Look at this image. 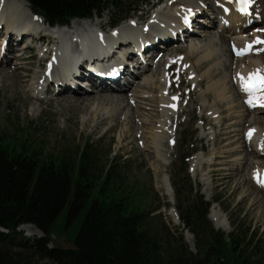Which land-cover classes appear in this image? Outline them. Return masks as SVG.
<instances>
[{
	"label": "rangeland",
	"instance_id": "obj_1",
	"mask_svg": "<svg viewBox=\"0 0 264 264\" xmlns=\"http://www.w3.org/2000/svg\"><path fill=\"white\" fill-rule=\"evenodd\" d=\"M156 1L157 0H150L144 6H142V4L138 5L137 1L131 2L127 8V10H129V8L133 9L129 16L131 17L129 20L137 22L138 18H142L147 21L153 14L152 6L154 3H156ZM167 1L168 0H162L159 8L164 9L167 5ZM166 12L168 11L166 10ZM210 13H212V9L206 6L200 15L210 16ZM116 17V14L113 15V13L105 12L101 15V17L97 18H102L106 21V23H109L110 19ZM107 28L110 30L109 26H107ZM194 29L196 31L202 30L206 32L204 34L203 32H196V34H194L195 38L186 40V44H201L204 46V48L199 51L197 56L192 60L186 59L187 54L180 56L174 55V57L171 59L169 58L168 62L174 61L176 63V66L173 70L174 77L172 79L168 80V74L166 70L168 62L162 65L160 76H152V72L156 69V62L159 59L155 60L154 62L153 59L148 62L146 61V65L150 66L148 76L152 79L151 83L156 84L157 90L155 92L152 91L153 93H147V91H145L143 95L147 94L156 96L159 101L160 117L164 116L163 118L159 119L160 117L156 118L155 112H152V114L150 113L152 115V119L151 116L146 118L151 119L148 120L151 122V124L153 122V124H155L157 127L161 126L166 128L168 137L174 141L171 155H169L171 150L167 146V139H164V143L166 140L165 145L162 142L163 140L158 143L160 149H158L159 153L157 154L162 155L161 161H155L153 155H150L151 160L149 159V152L146 150L147 148L150 149V147H148L151 145L149 142L145 141V151L142 152L141 142L139 140H147L149 135L144 134L141 131L137 132L136 134L139 137L136 143L134 139V131L130 132L131 129L129 131L126 130L123 133L125 134L124 136L122 134L121 143L118 142V135L116 133H105L107 126L101 128L100 134L91 135V130H89L87 135H85V131L80 119L85 117V115H90L93 118L94 112L99 109V104L92 108V110L88 109V107H84L85 109L82 107L83 109H81V107L79 108L76 105L71 104L70 100L57 103L54 100L55 95L53 93H51L50 96L51 101H39L36 99H30V96L26 95L25 93H20L18 88H5L4 86L3 88L0 86V90L2 89L1 91H3L4 95L3 98L0 96V138L3 140H8L12 144H15L16 147H19L24 142L25 147H28L30 152L36 150L41 151L43 159L53 158L55 161H59L63 157H74L80 146H83L88 141L93 144H98L104 149L102 151L103 153L101 154V158H99V160L102 161V168L104 169L102 173L103 177L106 174L105 168L111 165L123 169L126 167L130 168L129 170H126L128 173L126 174L125 178L113 182L114 186L112 187V191L115 192L116 190L118 193H122L124 196L129 197L131 206L150 210L156 223H159L161 220L165 221L167 227H161V231L163 232L165 238L176 245L178 242L176 241L175 237H178L181 234L184 236V232L182 231L186 228L179 219L177 213L178 211L176 212L178 224L175 223L173 216L170 214V208L173 207L176 209L175 206H177L171 179L176 183L181 182L185 177V175H183V170L186 169L187 174L190 176V182L184 183L182 191L184 192L186 190L185 195L190 196V203L196 201V199H194L196 194H199L198 196H202L204 201L211 203L208 216L209 220L210 215L211 223H213V214L220 216V221L223 222V225L227 226L228 224L230 227V230L228 227L229 231L225 232L227 234L234 229V225L236 223H240L242 229H250L251 232L256 235V239L261 245L262 257L258 262L262 264L264 263V194L259 193L256 188H252L249 182L245 184V179L247 177L251 180L252 175H250V173L253 171L256 165L248 166L242 169L238 176L235 175L237 172L236 170L234 172V176L232 177L234 179L229 184L224 183L223 178L233 172V170L239 164L238 162H234L224 172L218 171L215 168L208 169L206 166H203L202 168V165L197 172L193 170V157H200L204 162H213L217 155L223 154V149L218 147L217 142L220 140L218 135L221 131V121L224 116H215V111H218L219 109L217 102L222 103L224 108H226L230 107L233 103H243L244 101L243 97L233 88L228 92V98L226 102L220 101L219 98H215L213 95H211L212 98H209L208 100L205 98H200V95L205 92L208 85L211 86L217 80H223L224 78L227 82L230 81L232 77V86L234 85L236 88L238 86V83L235 80V73L237 71H235V67H233L234 72L230 67L225 70L222 68L223 64H229L227 61L228 53H225L224 51L225 49L229 51L232 45H220L219 39L222 30L220 28L219 21H214V24L213 21H207V23L202 26H198L197 24ZM180 31H182V29H180ZM173 33L174 36H178L177 29H174ZM237 34L241 35L244 33ZM261 35L263 34L261 33ZM184 38L186 37L184 36ZM173 43H168L165 45V47ZM177 43H179V41ZM212 44V47L215 49L216 58L209 67H220L221 75L219 79H207L212 83L208 82L206 85L202 86L200 85V82L206 78L202 76L207 72L209 67L199 72H194V70L196 69L198 63L203 60V57L207 54L208 50H210L207 49L206 51L207 46ZM34 45H36V47L34 46L35 50L28 53L32 54V58H30L28 54L24 55V59L21 61V63H30L32 73L39 77L45 71L44 61H42L41 58L47 53L45 51H39L38 44ZM160 51H165V48L156 52V57L158 56V58ZM249 55L241 57L236 56L235 58L242 59ZM256 57V55L253 56V58ZM236 63L237 62L234 59L233 64L235 65ZM14 67H16V65ZM2 68L3 67L0 65V69ZM137 70L140 69L136 68L134 73L135 71L138 72L136 76L141 80L143 78L142 76L145 74V70ZM180 72H185L186 76L181 78ZM145 75L147 76V73ZM135 78H132L131 81L133 82ZM170 83L174 84V88L176 89L175 93H173L172 90L170 91ZM134 90L135 89L132 86V89L127 92L129 99L133 98ZM90 91L91 93H94L92 90ZM231 96L234 98H230ZM136 101V106L133 107L132 104H130L132 106L131 109L130 107L125 109V113L132 110V115L143 108V111H138L141 113H137V115H142L141 117L143 118V112L148 113L146 111L147 106L145 105V99L142 98V102L140 100ZM137 104H140L141 107L139 105L138 108ZM168 104L171 105V108L166 107ZM68 105L71 106V108H68ZM38 108L40 111H38ZM244 110L245 109H242V112H244ZM218 116H220V114H218ZM259 117L264 118L262 115H259ZM205 118H209L210 120H204ZM248 119L250 120L248 117L247 122L245 121L242 125V128L246 131L253 127V123ZM133 123L134 125L143 127V125L140 124L141 122L139 121V118H135ZM259 123L261 122L259 121ZM261 124H263V122ZM245 126L247 128H245ZM147 127L149 128V126H146L145 129L149 131ZM232 129L237 128L233 126ZM34 131L35 133L39 131V134L35 135ZM260 131H264V126L260 128ZM244 134L245 131H243L242 135ZM232 135L230 137L232 141L238 142L244 139V137L239 138L238 134L233 133ZM143 136H146V139L143 138ZM151 142L155 143L156 141L151 140ZM245 145L249 151L254 148L251 147V142H247ZM193 149L195 152L190 155L188 159L184 158ZM244 156L246 155L244 154ZM247 157L249 158L251 156L248 154ZM249 161L261 163V167L264 168V161L258 160V158L254 160V157H251ZM209 170L212 171L210 172V175L208 174ZM157 171H159V174H157ZM164 180L165 185L169 184L173 198V205L169 202V198L166 194L168 193V187H165ZM246 181H248V179H246ZM207 182L212 183L211 187H209ZM238 183H242L241 191H236L239 188L235 189ZM246 186H249V188ZM209 189H212V196L210 199L206 195ZM191 191L192 193H190ZM242 196H245L246 198H242ZM252 199L260 200L257 202L258 205H253V202L251 201ZM84 213L85 211H83L81 215L77 216L75 219H70L69 206L65 207L64 211L60 214L59 218L55 222V233L53 239L55 240L56 246H73V242L76 239L80 229V225L83 220L82 215H84ZM214 224L215 223H213V226ZM167 229L171 235L167 234ZM217 230L223 231L222 228ZM189 234L192 238L193 235L190 232ZM184 239L185 243L189 247V250L196 253L197 251L195 247L189 245L185 236Z\"/></svg>",
	"mask_w": 264,
	"mask_h": 264
},
{
	"label": "bare ground",
	"instance_id": "obj_2",
	"mask_svg": "<svg viewBox=\"0 0 264 264\" xmlns=\"http://www.w3.org/2000/svg\"><path fill=\"white\" fill-rule=\"evenodd\" d=\"M251 1L253 3V13L251 16H247V13L245 12H237V7L234 6V2L225 0H168L167 5L164 9L159 7L157 8L158 5H161V0H157L156 3H154V5L152 6L153 14L151 17L147 21L142 18L138 19L139 21L145 20V24H142L138 29V31L142 30L138 33V35H145L143 44L148 45L146 49L147 54L142 57V60L138 64V66H140V70L138 71H141V69L145 70L144 73H147V76L144 74V76H142L143 78L140 80L136 76L138 72L135 71L134 73L133 66H136V62H131V65L126 64L124 61L125 55H123L121 58L119 54V57H117L118 60L115 61L116 64H114L112 59H110V55L106 53H100L101 51L87 53V50L85 51L83 47L79 48L76 52H72L71 54L64 53V57L68 58H62L58 62L55 61V63L54 56L53 61L50 62V56L52 55L47 52V54H45V56L41 58V60L44 61V64L46 65V69L41 74V76H36V74L32 73L30 63H21V61L24 59L23 56L27 55L28 52H33V50H35L34 46L36 47V45L32 43L27 46V52L22 53V50L26 48V42L28 40L27 38H30V36L28 33H22L21 28L24 14L26 15V19L30 23V25L34 27H40V24L44 22L43 18L35 15L32 12L26 0H0V65L1 67H3L2 69H0V81L2 84H0V86H2V88L3 86L5 88H18L20 93H25L26 95L30 96V99L41 101V97H36L35 89L38 85L41 86V83L45 81V90L47 93H50L49 96H51V93L56 92L53 91V89L57 90L58 87L59 94H57L54 99L57 103L70 100L71 104L76 105L79 108L81 107V109H83L84 107H88V109L90 110H92V108L99 104V109L94 112L93 118L90 115H85V117H82L80 119L85 131V135H87V132L89 130H91V135L100 134L101 128L107 126L105 133H116L118 135V142L121 143L122 134L126 130L129 131L131 129L130 132L134 131V139L136 143L139 139L136 134L137 132L141 131L142 133L149 135L147 140H139L141 142L142 152L145 151V141L149 142V144H151L148 146L150 147V149H146L149 152V159L151 160L150 155H153L155 161H161L162 155L157 154L159 153L158 149H160L158 143L162 140V142L164 143V139H167V146L171 150L169 155H171L174 141L170 139V137H168L166 128L161 126L157 127L155 124H153V122L151 124V122L148 121L152 119V112H155L156 118L160 117V107L159 101L156 96L147 94L143 95L145 91H147V93H153L152 91L155 92L157 90L156 84H152V79L148 76L150 66L146 65L145 61L149 57L153 59V62L159 59L156 62V69L152 72V76H160L162 65L166 64L169 61L168 59H171L172 57H174V55L180 56L183 54H187L186 59H194L197 56L198 52L204 48V46H202L201 44L187 45L186 40L195 38L194 34H196V32H203V34L206 32L202 30L196 31L194 27L197 24L198 26L205 25L207 21L211 22V19L219 21L220 28L223 31H221L220 33V45H232L229 51L227 49H225L224 51L225 53H228L227 61L229 62V64H223L222 68L225 70L230 67L233 71V67H235V71H237L235 73V80L237 81L238 86L236 88L234 87V85L232 86V77L231 80L227 82L225 78L223 80H217L211 86L208 85L206 87L205 92L200 95V98H205L206 100H208L209 98H212L211 95H213L215 96V98H219L220 101L226 102L228 98L227 94L233 88L237 91L238 94L243 97L244 101L243 103H233L230 107L226 108H224V105L222 103L217 102V105L219 106V112L215 111V116H224L221 121V131L218 135V138L220 140L217 142L218 147L223 149V154L217 155L213 162H204L200 157H193V170L197 172L202 165V168L203 166H206L208 169L215 168L218 171L224 172L234 162H238L239 164L233 170V172L223 178V182L229 184L234 179L232 177L234 176V172L236 170L237 172L235 173V175L238 176L241 173L242 169L248 166L256 165V167L250 173V175H252L251 180L247 177L246 179H248V181H246L245 179V184L249 182L252 188H256L259 193L264 194L262 191H260L259 185L254 178V170L259 169L260 172L264 174V171H261L264 170V168L261 167V163L249 161L251 157H254V160L258 158V160L264 161V149H262L261 147L262 143H264V131H260V128L264 126V118L259 117V115H262L264 117V106L258 103L256 99L257 97L260 98V93L249 96V94L242 89L241 81L237 75L238 73L243 74L245 77H247L249 73H256L257 75L262 73L264 75V0ZM206 6L212 9V13H210V16L200 15L201 12H203L204 7ZM226 7L228 8L229 13L224 12V9ZM166 10L168 12H166ZM188 18H191L190 24L187 23ZM134 25V21H128L116 28L117 30L115 29L116 31L111 34H115L116 32H119L120 34H127L130 31L135 33V30L133 28ZM189 25L193 29H190ZM107 26L108 23H106L104 19L95 17L93 20H74L69 28L73 30V32H76V34L81 33L84 35H97V29H99L100 32L104 34H107ZM147 26L148 28H150V32L145 31V27ZM157 28L161 29L162 31L158 32ZM176 28L177 30L183 28L182 35L177 37V42L179 41V43H173L165 47L168 40H171L172 43V40L175 39L173 31L174 29L176 30ZM87 29L90 30L87 31ZM240 32L244 34L238 35L237 33ZM261 33L263 35H261ZM184 36L186 38H184ZM39 37L40 41H48V49L52 50L51 53L53 54V51L57 48L56 40H51V38H48L45 35ZM159 38L163 40L156 41V39ZM131 44L132 43H129L128 45ZM212 46L213 44L207 46L206 51L207 49L210 50H208L207 54L203 57V60L198 63L194 72L203 71L205 68L209 67L213 60L216 58L215 49ZM139 48L140 47H138V49ZM164 48L165 51L159 53L160 57H156V52ZM18 49H21V52ZM247 49H251V53L245 58L236 59L232 54L234 50L236 51V53H243ZM15 50L18 51L14 52ZM255 55L257 57L253 58V56ZM29 56L30 58H32V54H30ZM234 59L237 62L235 65L233 64ZM15 65L16 67H14ZM175 66L176 63H167L168 75L170 79L174 77L173 70ZM209 69L202 76L204 78L206 77L200 82V85L202 86L206 85L209 82L207 79H219L221 75L220 67L212 66V68L209 67ZM49 71L50 74H47ZM54 72L57 74V76H55ZM117 72H120L122 75L118 80L100 79L101 75L113 76V74H116ZM180 76L182 78L183 76H186V73L180 72ZM132 78H135L133 82L131 81ZM87 82H90V84H92V88L90 89L94 93H91V91L88 90ZM170 85V91L172 90V92L175 93L176 89L174 88V84L170 83ZM132 86L135 90L133 91V98L129 99V97L127 96V92L132 89ZM1 90L0 96L3 98L4 95L3 91ZM262 95L263 98L260 99L264 100V92L262 93ZM140 97L145 99V105L147 106L146 111L149 114L143 112V118L141 117L142 115H137V113H141L138 111H141L143 108L133 113L132 115V110L125 113V109L129 107L131 109L132 106H136V100H140L142 102V98ZM230 98L234 97L231 96ZM43 100L51 101V99L48 98ZM249 101H251V103ZM130 104H132V106ZM139 105L137 104V107ZM166 107L171 108V105L168 104L166 105ZM68 108H71V106L68 105ZM242 109H245L244 112H242ZM38 111H40L39 108ZM218 114H220V116H218ZM149 116H151V119L146 118ZM163 117L164 116H161L159 119ZM248 117L250 118V120H248L253 123V127L249 128L246 131L242 128V125L245 121L247 122ZM135 118H139V121L141 122L140 124H142L143 127L134 125L133 120ZM204 120L210 119L205 118ZM259 121L261 123L263 122V124L259 123ZM146 126H149V128L147 127L149 131L145 129ZM233 126L237 129H232ZM245 128L247 127L245 126ZM250 129L256 130L251 139H249L248 137V132ZM243 131H245L244 135H242ZM233 133L238 134L239 138L244 137V139L238 142L232 141L230 137ZM124 135L125 134H123V136ZM143 138L146 139V136H143ZM151 140H155L156 142L152 143ZM247 142H251V147H254L250 151L245 145ZM165 144L166 140L164 145ZM244 154L246 156H244ZM248 154L251 157L248 158ZM210 172L212 171L209 170V175ZM157 174H159V171H157ZM207 184L209 185V187H211L212 185L211 182H207ZM166 186L168 187V193L166 194L169 198V202L173 205V198L169 188V184H166L165 187ZM246 187L249 188V186ZM236 188H239L236 191H241L242 183H238L235 189ZM261 189L264 191V187ZM206 195L210 199L212 196V189H209ZM242 198L246 197L242 196ZM251 201L253 202V205H258L257 202L260 200L252 199ZM173 210L174 208L171 207L170 214L173 216L175 223L178 224L176 214L175 212H173ZM212 217L213 223H215L214 226L216 225L218 227L217 228L215 226L216 229L222 228V230L225 232L230 230L228 224L227 226L223 225V222L220 221V216H218L217 214H213ZM26 229H28V232L32 234L39 233H37V230L31 226L26 227ZM185 238L188 242H191L192 240L190 234H186Z\"/></svg>",
	"mask_w": 264,
	"mask_h": 264
},
{
	"label": "trees",
	"instance_id": "obj_3",
	"mask_svg": "<svg viewBox=\"0 0 264 264\" xmlns=\"http://www.w3.org/2000/svg\"><path fill=\"white\" fill-rule=\"evenodd\" d=\"M26 1L52 26L109 12L117 16L110 19L112 27L129 18L131 2L142 6L149 2ZM103 150L88 141L74 157L55 161L43 159L41 151L30 152L24 142L16 147L0 138V229L7 231H0V264H260L261 245L250 229L236 223L228 234L217 230L208 218L211 203L199 194L190 203V196L182 191L184 183L190 182L186 169L184 180L176 183L171 179V184L178 216L193 235L197 252L189 250L182 234L175 237L177 245L165 238L161 231V227H167L165 221L156 223L150 210L135 208L129 197L112 191L113 182L125 178L130 168L111 165L105 168L103 177L99 160ZM66 206L70 219L85 211L80 229L72 247L54 245L49 249L55 222ZM24 225L34 226L44 237L24 238L19 231ZM166 232L171 235L168 229Z\"/></svg>",
	"mask_w": 264,
	"mask_h": 264
},
{
	"label": "snow or ice",
	"instance_id": "obj_4",
	"mask_svg": "<svg viewBox=\"0 0 264 264\" xmlns=\"http://www.w3.org/2000/svg\"><path fill=\"white\" fill-rule=\"evenodd\" d=\"M242 3H249L250 0H241ZM242 88L246 92L252 91H261L264 92V76H258L256 73H249L247 77L243 74H237ZM257 102L264 106V100H261L259 97L256 98ZM251 103V101H249ZM255 129H250L248 132V137L251 139L252 135L255 133ZM262 149H264V143L261 145ZM254 178L257 180V183L264 185V174L260 172L259 169L254 170Z\"/></svg>",
	"mask_w": 264,
	"mask_h": 264
},
{
	"label": "water",
	"instance_id": "obj_5",
	"mask_svg": "<svg viewBox=\"0 0 264 264\" xmlns=\"http://www.w3.org/2000/svg\"><path fill=\"white\" fill-rule=\"evenodd\" d=\"M192 244V243H191Z\"/></svg>",
	"mask_w": 264,
	"mask_h": 264
}]
</instances>
